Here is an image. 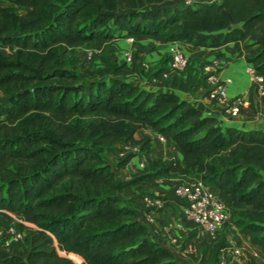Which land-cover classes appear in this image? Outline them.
<instances>
[{
  "label": "trees",
  "instance_id": "1",
  "mask_svg": "<svg viewBox=\"0 0 264 264\" xmlns=\"http://www.w3.org/2000/svg\"><path fill=\"white\" fill-rule=\"evenodd\" d=\"M161 1L0 0V46H12L0 50V226L14 215L24 232L21 246L0 247V264H77L60 250L87 264H185L149 238L119 191L150 177L187 176L229 206L254 246L243 264H264V129L222 127L170 90H146L128 76L172 89L189 81L162 77L164 63L144 70L105 51L122 32L205 48L231 43L264 89V0L154 6ZM81 46L93 51L86 82L76 71ZM147 126L174 145L170 160L151 155L150 137L134 136ZM117 143L138 145L145 157L128 177L120 169L137 152L107 158ZM189 242L192 258L207 264H220L229 244L222 232L207 239L192 231Z\"/></svg>",
  "mask_w": 264,
  "mask_h": 264
},
{
  "label": "crops",
  "instance_id": "2",
  "mask_svg": "<svg viewBox=\"0 0 264 264\" xmlns=\"http://www.w3.org/2000/svg\"><path fill=\"white\" fill-rule=\"evenodd\" d=\"M182 0H162L154 6H175ZM123 33V32H122ZM121 35L114 38L106 51L112 58L119 61L123 59L126 50H132L139 54L137 64L144 70L164 63L168 65L171 49H179L190 58V65L185 71H171L169 75L179 81H189L187 89L173 88L179 99L187 102L188 105L199 108L203 114H212L216 117L217 123L222 127L232 126L239 129H264V93L258 88L251 89V82L245 72L247 60L243 54H239L231 43L215 48H205L193 46L187 42L160 43L151 38L131 41L129 37ZM167 58V59H166ZM166 59V60H165ZM164 61V62H163ZM206 61H216L217 73L220 77L229 76L231 81L227 83L226 89L231 99L240 98L243 103L240 105V112L237 116L225 114L221 105L207 98L209 83L203 72L202 66ZM134 84L151 91L164 89L163 86L154 84L148 78H140L133 75ZM132 82V81H131ZM134 136L141 138L148 136L151 138V155L157 159L168 161L174 153V145L165 138L161 139L156 131L150 126L138 128ZM120 146L117 143L112 150L116 155V150ZM145 164V157L141 152L136 153L128 164L120 169L119 175L128 177L131 172L141 169ZM178 177L168 178H146L137 182L136 187H124L119 191L122 202L133 208L137 212L138 219L145 223V216L151 212L155 217L154 221L147 227L150 230L149 238L155 240L163 247L171 250L175 259L185 264H207L188 261V258L181 256V248L187 245L189 234L194 231L196 237L204 238V234H199L193 224L182 216L178 203L174 199L168 198L163 206L159 208L145 207L142 202V195L149 193L153 195H168L170 189L180 181ZM140 190V191H139ZM180 224V226L178 225ZM226 239L238 243L244 251L254 252L248 240L238 231L237 227L230 223L228 230L223 231ZM176 238L173 242L172 238ZM178 242V243H177ZM183 242V243H182ZM184 259V260H181Z\"/></svg>",
  "mask_w": 264,
  "mask_h": 264
},
{
  "label": "built area",
  "instance_id": "3",
  "mask_svg": "<svg viewBox=\"0 0 264 264\" xmlns=\"http://www.w3.org/2000/svg\"><path fill=\"white\" fill-rule=\"evenodd\" d=\"M199 1L211 0H183L185 4H193ZM131 41L133 37H129ZM93 51L85 48L83 51V58L89 61L92 57ZM123 61L127 64L132 62V52L126 50L123 53ZM190 58L187 54L179 49H171L167 67L162 71V77L169 76L171 71H183L189 64ZM206 79L209 83L207 89V98L213 100L221 105L225 114L230 116H237L240 112V105L243 101L240 98L231 99L227 93V83L231 81L229 76L220 77L217 73L216 61H206L202 66ZM245 72L252 83L257 85V88L264 93L263 89V76L258 73L252 62L247 61L245 64ZM166 90L172 91L170 87H164ZM161 139L164 137L158 134ZM127 151L140 152L138 145L120 143L116 150V155L121 156ZM164 196V197H162ZM174 199L180 208L183 217L188 219L193 228L199 234H204L212 239L216 238L219 233L225 229L226 222L231 220V210L229 206L224 203L217 195L216 190L204 182L202 179L193 176H187L176 183L168 195H153L144 193L142 195V202L145 207L159 208L163 206L164 202L168 199ZM16 222L21 219L12 215ZM155 217L151 212L145 216V224L148 226L154 221ZM26 223V222H25ZM180 226V224H178ZM150 230L148 229V236ZM24 232L18 228L16 224L0 228V242L7 247L12 243H18L23 240ZM176 242V238H172ZM187 246L192 250L191 244L188 241ZM245 258L243 248L236 242L229 241V244L224 245L220 249L219 263L220 264H243ZM77 264H87L83 258L76 260Z\"/></svg>",
  "mask_w": 264,
  "mask_h": 264
},
{
  "label": "rangeland",
  "instance_id": "4",
  "mask_svg": "<svg viewBox=\"0 0 264 264\" xmlns=\"http://www.w3.org/2000/svg\"><path fill=\"white\" fill-rule=\"evenodd\" d=\"M114 39H112L110 42H108L107 44H106V46H105V51H106V49H107V47L111 44V42L113 41ZM12 46H8V47H1L0 46V50H2L3 52H6L9 48H11ZM86 47H84V46H81V47H78V48H76L75 49V51H74V56H76V61H75V63H76V71L80 74V76H81V79H82V81H84V82H86L87 81V77H86V75H84V73H83V70H84V68L86 67V66H91L92 64H94V60H90V61H87V60H85L84 58H83V51H84V49H85ZM107 52V51H106ZM131 52H132V62L130 63V64H128L129 66H132L133 65V63L134 62H137V60H138V57H139V54L137 53V52H135L134 53V51H132L131 50ZM110 55V54H109ZM123 61V59L121 58V59H119V61L118 62H122ZM189 65H190V61H189V64H188V66L183 70V71H185L188 67H189ZM128 80H130V81H132V82H134L135 81V78H134V76L133 75H131V76H128ZM0 101H2L1 99H0ZM92 117V116H91ZM92 118H94V116L92 117ZM107 158H114L116 155H115V153H113V152H110V153H106V154H104ZM121 176V175H120ZM193 177H197V176H193ZM230 223H232V221L230 220V222H226V224H225V230H228V228H229V226H230ZM9 224H11V225H14V224H16L17 225V223H16V221L15 220H7L6 218H4V219H2V222H1V226L0 227H6V226H9ZM223 233V232H222ZM204 238H207V239H212V238H210V237H208V236H206L205 235V237ZM21 243H22V241H20V242H18V243H16V244H14L15 246H21ZM178 243V242H177ZM183 243V242H182ZM178 246H179V251L178 252H180V254H181V256H183V257H185V258H188V261H192V262H197L196 260H194L193 258H192V256H191V254L189 253L190 252V250H189V247L187 246V245H184V247L183 248H181V243L180 244H177ZM0 246H4L3 245V243H2V240H1V242H0ZM60 253L61 254H64V255H66V256H68V257H70V258H72L75 262H76V258H74V256H72V255H70L69 253H66L65 251H62V250H60ZM78 255V254H77ZM79 258H81V256H79ZM181 260H184V259H181ZM180 261V260H179Z\"/></svg>",
  "mask_w": 264,
  "mask_h": 264
}]
</instances>
